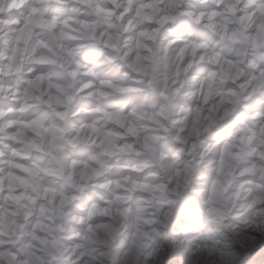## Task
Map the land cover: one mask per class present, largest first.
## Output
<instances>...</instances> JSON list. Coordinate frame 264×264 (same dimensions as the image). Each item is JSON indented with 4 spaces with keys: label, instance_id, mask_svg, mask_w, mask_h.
I'll return each instance as SVG.
<instances>
[{
    "label": "clouds",
    "instance_id": "clouds-1",
    "mask_svg": "<svg viewBox=\"0 0 264 264\" xmlns=\"http://www.w3.org/2000/svg\"><path fill=\"white\" fill-rule=\"evenodd\" d=\"M0 264H264V0H0Z\"/></svg>",
    "mask_w": 264,
    "mask_h": 264
}]
</instances>
